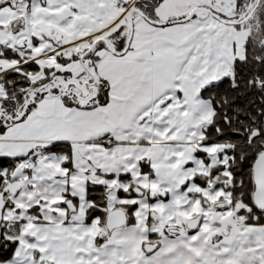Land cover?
<instances>
[{"label": "snow or ice", "instance_id": "1", "mask_svg": "<svg viewBox=\"0 0 264 264\" xmlns=\"http://www.w3.org/2000/svg\"><path fill=\"white\" fill-rule=\"evenodd\" d=\"M0 264H264V0H0Z\"/></svg>", "mask_w": 264, "mask_h": 264}]
</instances>
